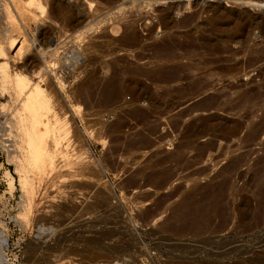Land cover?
<instances>
[{
	"label": "rangeland",
	"instance_id": "rangeland-1",
	"mask_svg": "<svg viewBox=\"0 0 264 264\" xmlns=\"http://www.w3.org/2000/svg\"><path fill=\"white\" fill-rule=\"evenodd\" d=\"M43 1L1 69L49 89L61 136L23 189L0 80V264H264V0Z\"/></svg>",
	"mask_w": 264,
	"mask_h": 264
},
{
	"label": "bare ground",
	"instance_id": "bare-ground-1",
	"mask_svg": "<svg viewBox=\"0 0 264 264\" xmlns=\"http://www.w3.org/2000/svg\"><path fill=\"white\" fill-rule=\"evenodd\" d=\"M46 4L47 3L43 0H9L5 5L4 2L0 4V6L2 5V7H0V16H2V20L5 22L4 25L8 35L7 45L4 47L0 44V59L3 60L0 63V69L4 67V64L8 63L6 60H8L9 56H12V58L21 56L28 47V41L23 32L20 20L22 21L31 13L30 6L33 5L39 8L40 12L44 15L48 12ZM61 42V40L59 42L57 41L56 47L59 46ZM52 50H54V48ZM48 55H50V52L43 56V64H41V66L39 65L37 72L34 74L41 80L45 79L41 77V75H49L51 73L50 68H48V61H50ZM67 65L69 68L74 66L72 63H67ZM7 69L8 68H5V71L4 69L0 70V80L5 85V88L8 89L13 96L19 98L20 101L18 108L19 119L17 121H19L22 130V137L20 140L23 145V158L21 160L14 159L15 161H13L16 162V170L19 173V184L23 188L26 185L25 165H47L51 168L54 167L52 157L56 153L57 148H59L58 138L61 136V134H59L61 129L59 123L60 116H57L58 113L53 107V95L48 92V88L41 87L38 83L32 82V76H27L23 73H13L7 71ZM108 82L102 87L103 97L113 98L112 96L115 91ZM84 89H79V92H85ZM84 92L82 94H85ZM55 93L58 94L57 91ZM27 156H31L32 158L28 159ZM105 257L106 256L97 257L96 260L99 261L96 264H108L106 262L108 259Z\"/></svg>",
	"mask_w": 264,
	"mask_h": 264
}]
</instances>
